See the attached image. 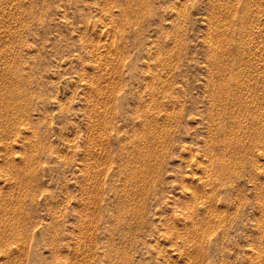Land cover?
<instances>
[{"label":"rangeland","instance_id":"obj_1","mask_svg":"<svg viewBox=\"0 0 264 264\" xmlns=\"http://www.w3.org/2000/svg\"><path fill=\"white\" fill-rule=\"evenodd\" d=\"M249 1L0 0V264H264V0Z\"/></svg>","mask_w":264,"mask_h":264},{"label":"bare ground","instance_id":"obj_2","mask_svg":"<svg viewBox=\"0 0 264 264\" xmlns=\"http://www.w3.org/2000/svg\"><path fill=\"white\" fill-rule=\"evenodd\" d=\"M206 1H207V0H206ZM211 1H213V0H211ZM215 1H216V0H215ZM223 1H224L223 3H225L226 0H223ZM236 1H237V0H236ZM238 1H239V0H238ZM248 1H249V0H248ZM218 2L221 3V7H222V5H225V4H222L221 1H217V3H218ZM229 2H230V1H228V3H229ZM232 2H233V1H232ZM249 2H252V1H249ZM249 2H248V3H249ZM146 3H147V1H146ZM208 3H209V2H208ZM208 3H207V4H208ZM210 3H212V2H210ZM219 3H218V4H219ZM233 3H234V2H233ZM233 3H232V4H233ZM254 3H255V2H254ZM254 3H253V4H254ZM142 4H143V3H142ZM144 4H145V3H144ZM213 4L215 5L216 2H215V3H212V4H210V5L212 6ZM218 4H217V5H218ZM226 4H227V2H226ZM229 4H230V3H229ZM229 4H227V5H229ZM244 4H246V3L244 2ZM250 4H251V3H250ZM250 4H249V5H250ZM208 5H209V4H208ZM233 5H234V7H235V3H234ZM233 5H230V6L233 7ZM238 6H239V5H238ZM251 6H252V5H251ZM254 6H257V4L254 5ZM208 7H209V6H208ZM212 7H213V6H212ZM215 7H216V5H215ZM217 7H219V6H217ZM223 7H225V6H223ZM241 7H242V6H241ZM243 7H245V5H244ZM246 7H247V6H246ZM259 7H260V5H259ZM228 8L230 9V7H228ZM252 8H253V7H252ZM252 8H251V9H252ZM257 8H258V7H257ZM209 9H210V7H209ZM215 9H216V8H215ZM219 9H220V7H219ZM219 9L215 10L214 12L217 13V12L219 11ZM223 9H224V8H223ZM233 9H234V8H233ZM233 9H232V10H233ZM251 9H249V10H251ZM258 9H259V8H258ZM211 10H212V9H210V11H211ZM224 10H225V9H224ZM232 10H231V11H232ZM246 10H247V9H246ZM246 10H245V12L248 11V10H247V11H246ZM220 11H221V10H220ZM234 11H235V10H234ZM252 11H253V9H252ZM254 11H255V10H254ZM256 11H257V9H256ZM179 12H180V10H179ZM214 12H212V16L214 15V14H213ZM221 12H222V11H221ZM226 12H228V11L226 10ZM226 12H225V13H226ZM236 12H237V11H236ZM238 12H239V11H238ZM238 12H237V13H238ZM210 13H211V12H210ZM210 13H209V14H210ZM222 13H224V12H222ZM242 13H244V12H242ZM248 13H249V12H248ZM251 13H252V12H251ZM251 13H250L249 15H248V14H247V15L251 17V16H252ZM256 13H257V12H256ZM179 14H180V13H179ZM228 14H229V16L232 15V13H229V12H228ZM228 14H226V16H228ZM230 14H231V15H230ZM235 14H236V13H235ZM184 15H185V14H184ZM184 15H183V16H184ZM210 15H211V14H210ZM217 15H218V14H217ZM217 15H215V16H217ZM221 15H222V14H221ZM224 15H225V14H224ZM253 15H254V14H253ZM179 16H181V15H179ZM208 16H209V15H208ZM215 16H214V17H215ZM219 16H220V15H219ZM229 16H228V17H229ZM232 16H233V15H232ZM232 16H231V17H232ZM236 16L238 17V14H237ZM241 16H242V15H241ZM255 16H256V15H255ZM261 16H262V15H261ZM184 17H185V16H184ZM217 17H218V16H217ZM246 17H247V16H246ZM256 17H257V16H256ZM181 18H182V16H181ZM207 18H209V17H207ZM207 18H206V19H207ZM211 18H212V17H211ZM215 18H216V17H215ZM219 18L221 19L222 16L219 17ZM226 18H227V17H226ZM233 18H234V16H233ZM258 18H260V15H259L257 18H254V19H258ZM182 19H184V18H182ZM222 19H223V18H222ZM222 19H221V20H218V21H220V22H221V21H224V20H222ZM229 19H230V17L228 18V20H229ZM238 19L240 20V18H238ZM245 19H246V18H245ZM247 19H248V17H247ZM249 19H250V18H249ZM209 20H211V22H212V19H208V21H207V20H206V21L209 22L210 25H213V24H211V22H210ZM236 20H237V19H236ZM236 20H235V21H236ZM251 20H252V19H251ZM263 20H264V19H263ZM235 21H234V19H233V22H235ZM242 21H243V20H242ZM242 21H241V22H242ZM247 21H248V20H247ZM249 21H250V20H249ZM252 21H253V20H252ZM214 22H215V20H214ZM214 22H213V23H214ZM230 22H232V19H231ZM256 22L258 23V20H257ZM256 22H255V23H256ZM261 22H263L262 19H261ZM209 23H207V24H209ZM216 23H217V21H216ZM221 23H223V22H221ZM221 23H220V24H221ZM225 23H226V21H225ZM263 23H264V22H263ZM214 24H215V23H214ZM220 24H218L217 27H218ZM228 24H229V23H228ZM235 24H236V23H235ZM235 24H233V25H235ZM237 24H238V22H237ZM244 24H245V21H244ZM248 24H249V23H248ZM180 25H181V24H180ZM240 25H241V24H240ZM181 26H182V25H181ZM213 26H215V25H213ZM223 26H224V25H223ZM223 26H222V27H223ZM226 26H227V25H226ZM236 26H237V25H236ZM236 26H235V27H236ZM247 26L249 27V25H247ZM206 27H207V26H206ZM209 27H210V26H209ZM211 27H212V26H211ZM220 27H221V26H220ZM220 27H218V28L220 29ZM229 27H232V26L229 25ZM235 27H234V28H235ZM181 28H182V27H181ZM183 28H184V27H183ZM223 28H226V27H223ZM210 29H211V28H210ZM210 29H209V30H210ZM212 29H214V28L212 27ZM219 29H218V30H219ZM221 29H222V28H221ZM221 29H220V30H221ZM226 29H228V26H227ZM231 29H233V27H232ZM231 29L229 28L228 30L231 31ZM242 29H243V27H242ZM178 30H179V29H178ZM218 30H217V31H218ZM223 30H225V29H223ZM238 30H239V29H238ZM210 31H211V30H210ZM212 31H213V30H212ZM214 31H215V29H214ZM234 31H237L236 28H235ZM221 32H222V31H221ZM221 32H220V33H221ZM231 32H232V31H231ZM231 32H230V33H231ZM237 32H238V31H237ZM211 33H212V32H211ZM213 33L215 34V32H213ZM222 33H223V32H222ZM224 33H226V32H224ZM238 33H239V32H238ZM240 33H242V32H240ZM228 34H229V31H228L227 35H228ZM234 34H237V33L235 32V33H233V35H234ZM244 34H245V33H244ZM255 34H257V33H255ZM208 35H209V36H207V37L210 38V35H212V34L209 33ZM220 35H221L222 40H221L220 38L218 39V37H217L218 40L215 39V41L217 40V41L219 42V44L216 42V43L218 44V46L220 45L221 41L224 40V38L222 37L223 34H220ZM220 35H219V36H220ZM231 35H232V33H231ZM231 35H230V37L233 36V35H232V36H231ZM237 35H238V34H237ZM237 35H235V36H237ZM216 36H217V34H216ZM235 36H234V37H235ZM242 36H243V35H242ZM213 37H215V35H213ZM224 37H225V36H224ZM238 37H239V36H237V38H238ZM179 38H181V36H179ZM205 38H206V37H205ZM227 38H229V36H228ZM227 38H226L225 40H227ZM232 38H233V37H232ZM239 38H240V37H239ZM244 38H245V37H244ZM212 39H214V38H212ZM229 39H230V38H229ZM233 39H234V38H233ZM181 40H182V39H181ZM181 40H180V41H181ZM208 40H209V39H208ZM210 40H211V39H210ZM235 40H236V39H235ZM247 40H248V39H247ZM247 40H245V41H247ZM252 40H253V39H252ZM252 40H251V41L248 40V41H250V42L252 43ZM204 41H205V40H204ZM206 41H207V39H206ZM206 41H205V42H206ZM242 41H243V40H242ZM253 41H254V40H253ZM207 42H208V41H207ZM211 42H212V41H210V42L208 43L209 45H208V44H207V45L210 46ZM213 42H214V41H213ZM232 42H233V41H232ZM232 42H231V43H232ZM180 43H181V42H180ZM222 43H223V42H222ZM225 43H226V42H225ZM227 43H229V42L227 41ZM241 43H242V42H241ZM243 43H245V42L243 41ZM165 44H166V43H165ZM167 44H168V43H167ZM167 44H166V45H167ZM212 44H213V43H212ZM212 44H211V46H212ZM217 44H216V45H217ZM234 44H235V42H234ZM248 44H249V43H248ZM213 45H214V46H212V47H216V48H217V46H215V44H213ZM222 45H223V44H222ZM225 45H226V44H225ZM229 45H230V44H229ZM232 45H233V43H232ZM235 45H237V44H235ZM235 45H234V46H235ZM245 45H246V44H245ZM161 46H162V44H161ZM179 46L182 47V44H181V45L179 44ZM211 46H210V47H211ZM230 46H231V45H230ZM243 46H244V45H243ZM243 46H241V47H243ZM162 47H163V48H160V50H161V49L164 50V46H162ZM165 47H170V46L168 45V46H165ZM180 47H179V48H180ZM212 47H211V49H212ZM219 47H220V46H219ZM221 47H222V46H221ZM227 47H228V48H231V47H229L228 45H227ZM227 47H226V49H227ZM244 47H246V46H244ZM170 48H171V47H170ZM170 48H169V52H170V50H171ZM216 48H215V50H216ZM180 49H181V48H180ZM180 49H179V50H180ZM220 49H221V48H220ZM233 49H234V50H236V49L239 50V49L236 48V47L233 48ZM160 50H159V51H160ZM208 50H209V49H208ZM218 50H219V48L216 50L217 52H215V53H216V56L219 54V53H218ZM223 50H224V49H223ZM223 50H222V51H223ZM213 51H214V50H212V52H213ZM224 51H225V50H224ZM224 51H223V52H224ZM228 51H230V50H228ZM232 51H233V50H232ZM150 52H151V51H150ZM150 52H149V53H150ZM163 52H164V51H162L161 53H163ZM167 52H168V51H167ZM169 52H168V53H169ZM171 52H172V51H171ZM175 52H176V51H175ZM175 52H174V50H173L172 53H175ZM180 52H181V51H180ZM207 52H208V55H209V54H210L209 52H211V50H210V51H207ZM212 52H211V54H212ZM223 52H221V50H220V53H223ZM240 52H241V50H240ZM240 52H239V53H240ZM149 53H148V54H149ZM165 53H166V50H165V52H164V55H165ZM168 53H166V54H168ZM217 53H218V54H217ZM226 53H228V52H226ZM226 53H225V54H226ZM239 53H238V54H239ZM211 54H210V55H211ZM225 54H222V55H224V57H225ZM228 54H229V53H228ZM151 55H152V54H151ZM156 55H157V54H156ZM158 55L160 56V57H158V60H159V59L161 58V55H162V54L160 55V53H158ZM164 55H163L162 57H164ZM170 55H172V54L170 53ZM170 55H169V56H170ZM180 55H181V54L178 53V56H180ZM208 55H207V56H208ZM149 56H150V55H149ZM154 56H155V55H154ZM174 56H176V55H174ZM212 56H215V55L212 54ZM218 56H219V55H218ZM218 56H217V57H218ZM226 56H229V55H226ZM233 56H234V55H233ZM237 56H238V55H237ZM237 56H235V58H237ZM171 57L173 58V56H171ZM171 57H169V58H171ZM208 57H211V56H208ZM217 57H216V59H217ZM238 57H239V56H238ZM241 57H242V56H241ZM154 58H156V56H155ZM154 58H153V59H154ZM164 58H165V57H164ZM164 58H163V59H164ZM167 58H168V57H167ZM167 58H166V59H167ZM169 58H168V59H169ZM172 58H171V59H172ZM175 58H177V57H175ZM179 58H180V57H179ZM213 58H215V57H213ZM213 58H211V62H212V59H213ZM220 58H222V56H221ZM220 58H219V59H220ZM229 58H230V57H229ZM207 59H208V58H207ZM207 59H206V61H207ZM227 59H228V58H227ZM151 60H152V59H151ZM151 60H150V61H151ZM154 60H155V59H154ZM158 60H157V61H158ZM160 60H161V59H160ZM160 60H159V61H160ZM221 60H223V59H221ZM233 60H234V59H233ZM238 60H240V59H238ZM242 60H243V59H242ZM155 61H156V60H155ZM167 61H168V60H167ZM209 61H210V59H209ZM213 61H215V59H214ZM217 61H218V60H217ZM229 61H230V59H229ZM234 61H235V60H234ZM234 61H233V62H234ZM240 61H241V60H240ZM246 61H247V60H246ZM246 61H245V62H246ZM164 62H165V64L168 63V62H166V61H164ZM221 62H222L223 65H224V62H225V61H224V62L221 61ZM241 62H243V61H241ZM245 62H244V63H245ZM148 63H149V62H148ZM153 63H154V62H153ZM161 63H162V60H161ZM161 63H160V64H161ZM206 63H207V62H206ZM208 63H209V62H208ZM216 63H217V62H216ZM227 63H229V62H227ZM227 63H226V64H227ZM244 63H243V64H244ZM248 63H249V62H248ZM248 63H247V64H248ZM150 64H152V63H150ZM150 64H149V65H150ZM156 64H157V63H156ZM165 64H163V65H165ZM211 64H213V63H211ZM220 64H221V63H220ZM230 64H231V63H230ZM232 64H233V63H232ZM240 64H241V63L238 64V65H239V68H240ZM245 64H246V63H245ZM245 64H244V65H245ZM247 64H246V65H247ZM153 65H155V64H153ZM163 65H162V66H163ZM213 65H214V64H213ZM218 65H219V64H218ZM218 65H217V67H218ZM223 65H222V66H223ZM227 65H229V64H227ZM227 65H226V66H227ZM250 65H251V64H250ZM150 66H151V65H150ZM158 66H161V65H158V64H157L156 66H153V69L150 68V70L152 69V71H154V70H155L154 67H158ZM215 66H216V65H215ZM215 66H213V67H215ZM229 66H230V65H229ZM232 66H233V65H232ZM234 66H235V64H234ZM236 66H237V65H236ZM151 67H152V66H151ZM207 67L209 68V66H207ZM211 67H212V65L210 66V68H211ZM217 67H216V68H217ZM230 67H231V66H230ZM249 67H250V66H249V64H248V68H249ZM210 68H209V69H210ZM216 68H215L214 70H216ZM218 68H219V67H218ZM232 68H234V67H232ZM232 68H229V69H232ZM253 68H254V67H253ZM209 69H208V71H209ZM211 69H212V68H211ZM211 69H210V70H211ZM226 69H228V68H226ZM236 69H237V71H240L241 69L243 70V68H240V70H238V68H235V70H236ZM250 69H252V68H250ZM157 70H161V69H159V67H158ZM220 70H221V69H219V73H220ZM222 70H223V69H222ZM243 71H245V70H243ZM243 71H241L242 74H243ZM246 71H247V69H246ZM251 71H253V70H251ZM157 72H158V71H157ZM160 72H161V71H160ZM209 72H210V71H209ZM221 72H222V71H221ZM223 72H225V70H223ZM226 72H228V71L226 70ZM230 72H231V71H230ZM232 72H234V71L232 70ZM232 72H231V74H232ZM247 72L249 73L250 71H247ZM151 73H152V72H150V74H151ZM155 73H156V72H154V74H155ZM214 73H215V71H214ZM219 73H218V74H219ZM251 73H252V72H251ZM253 73H254V71H253ZM156 74L159 75L158 73H156ZM160 74H161V73H160ZM208 74H210V73H208ZM212 74H213V72H212ZM220 74H221V73H220ZM222 74H223V73H222ZM235 74H236V71H235ZM239 74H240V73H239ZM249 74H250V73H249ZM249 74H248V75H249ZM262 74H263V73H262ZM151 75H152V74H151ZM157 75H155V76L153 75V77H156ZM214 75H215V74H214ZM225 75L227 76L228 74L225 73ZM237 75H238V74H237ZM248 75H245V76H248ZM253 75H254V74H253ZM253 75H252V76H253ZM215 76H216V75H215ZM218 76H219V75H218ZM218 76H217V78H218ZM232 76H233V75H232ZM238 76H239V75H238ZM238 76H237V81H238ZM242 76H244V74H243ZM249 76H250V75H249ZM151 77H152V76H151ZM208 77H209V75H208ZM208 77H206V78H208ZM219 77L221 78L222 76L220 75ZM256 77H258V75H256ZM256 77H255V78L253 77V78L255 79V81H256V79H257ZM259 77H260V75H259ZM262 77H264V76H262ZM210 78H212V77L210 76ZM215 78H216V77H215ZM217 78H216V80L218 81ZM220 78H219V80H220ZM223 78H227V77H223ZM233 78H236V77L233 76ZM242 78H243V77H242ZM245 78H247V77H245ZM249 78H252V77H249ZM253 78L251 79V81L249 80V81H247V82H252ZM221 79H222V78H221ZM260 79H261L260 81L262 82V78H261V77H260ZM213 80H214V78H213ZM213 80H211V81H213ZM216 80H215V82H216ZM228 80H229V79H228ZM228 80H227V81H228ZM235 80H236V79H235ZM235 80H234V81H235ZM239 80H240V78H239ZM242 80L244 81V79H242ZM242 80H241V81H242ZM209 81H210V80L208 79V82L206 81V83H209V85H210L211 81H210V82H209ZM225 81H226V79H225ZM241 81H239V82H237V83H240ZM243 81H242V82H243ZM255 81H254V82H255ZM258 81H259V80H258ZM263 81H264V80H263ZM220 82H221V81H220ZM244 82H246V81H244ZM247 82H246V85H248ZM254 82H253V84H254ZM261 82H260V83H261ZM203 83H205V81H204ZM206 83H205V84H206ZM212 83H213V82H212ZM212 83H211V84H212ZM222 83H223V81H222ZM227 83H229V82H226V84H227ZM235 83H236V81H235ZM255 83L258 84V82H255ZM260 83H259L258 85H260ZM262 83H264V82H262ZM205 84H203V85H205ZM226 84H225V85H226ZM229 84H230V83H229ZM244 84H245V83H244ZM244 84H243V85H244ZM251 84H252V83H251ZM253 84H252V85H253ZM207 85H208V84H207ZM213 85L215 86L214 83H213ZM213 85H211V86L213 87ZM221 85H222V84H221ZM232 85H234V83H233ZM237 85H238V84H237ZM241 85H242V84H241ZM241 85H240V88H241V89H243L242 87H245V88H246V86H243V85H242V87H241ZM262 85H263V84H262ZM205 86H206V85H205ZM216 86H217V84H216ZM222 86H223V85H222ZM230 86H231V85H230ZM254 86H255V85H254ZM254 86H253V87H254ZM217 87H218V86H217ZM223 87H224V86H223ZM234 87H235V86H234ZM255 87H256V89L258 88V86H255ZM263 87H264V86H263ZM204 88H205V87H204ZM206 88H209V86L206 87ZM219 88H220V86H219ZM228 88H229V87H228ZM235 88H238V86H236ZM235 88H234V89H235ZM248 88H249V86H248ZM248 88H247V89H248ZM259 88H260V86H259ZM261 88H262V87H261ZM210 89H211V91H212V88H210ZM214 89H217V88L215 87ZM223 89H224V88H223ZM232 89H233V88H232ZM253 89H255V88H252V90H253ZM207 90H208V89H207ZM218 90H219V89H218ZM220 90H222V89H220ZM235 90H236V89H235ZM235 90H230V91H231V92H232V91L235 92ZM237 90H238V89H237ZM248 90H249V89H248ZM208 91L210 92V90H208ZM224 91H225V90H224ZM227 91H228V90L226 89V92H227ZM240 91L243 92L242 90H240ZM263 91H264V90H263ZM209 92H208V93H209ZM215 92H216V91H215ZM236 92H237V91H236ZM241 92H240V93H241ZM208 93H206L207 96H209ZM213 93H214V92H212L211 94H213ZM232 93H233V92H232ZM238 93H239V92H238ZM217 94H218V92H217L216 94H214V95L216 96ZM221 94L224 96V95H226L227 93L225 94V92H224V94H223V91H222ZM221 94H220V95H221ZM222 95H221V97H222ZM230 95H231V93H230ZM230 95H228V96H230ZM234 95L236 96L235 93H234ZM239 95H240V94H239ZM210 96H211V95H210ZM218 96H219V95H218ZM218 96H216V97H218ZM235 96H234V97H235ZM237 96H238V95H237ZM237 96H236V97H237ZM241 96H242V95H241ZM252 96H256V95H253V94H252ZM252 96H251V97L248 96L247 98H253V99H254L255 97H252ZM234 97H231V96H230V98H232L233 100H235ZM238 97H239V96H238ZM238 97H237V100H241V99H238ZM242 97H243V96H242ZM222 98L225 99L224 97H222ZM230 98H229V100H230ZM259 98H260V96H259ZM7 99H8V98H7ZM7 99H6V100H7ZM178 99H181V97L178 98ZM178 99H177V100H178ZM182 99H183V98H182ZM207 99H209V98H207ZM210 99H212V97H210ZM210 99H209V100H210ZM216 99H221V98H216ZM226 99H227V97H226ZM256 99H257V98H255V100H253L254 102H253V101H250V102H253L254 104H256V102H255ZM261 99H262V98H261ZM8 100H11V98L8 99ZM183 100H184V99H183ZM209 100H208V101H209ZM227 100H228V99H227ZM243 100H244V99H243ZM243 100H242V101H243ZM180 101H181V103H182V102H183V103L185 102V101H182V100H180ZM216 101H217V100H216ZM216 101L214 100V102H216ZM221 101H222V99H221ZM242 101H240V102H241V104L243 105V102H242ZM257 101H258V100H257ZM260 101H261V100L259 99V102H260ZM176 102H177V101H176ZM225 102H226V100H225ZM247 102H249V101L247 100ZM178 103H179V100H178ZM183 103H182V104H183ZM221 103H223V101H222ZM228 103H229V102H228ZM231 103H233V102H231ZM236 103H237V102H236ZM245 103H246V102H245ZM245 103H244V104H245ZM13 104H15V103L13 102ZM13 104H12V106H13ZM179 104H180V103H179ZM184 104H185V103H184ZM209 104H210V102H209ZM211 104H212V102H211ZM213 104H214V103H213ZM216 104H218V103H216ZM216 104H214V105H216ZM223 104H225V103H223ZM233 104L235 105V103H233ZM238 104H239V103H238ZM241 104H239V105H241ZM249 104H250V103H249ZM254 104L252 105V103H251V106L253 107ZM228 105H229V104H228ZM234 105H232V106H233V107H237V106H234ZM236 105H237V104H236ZM245 105H246L245 107H247L246 109H247V111H248V107H249L250 105H247V103H246ZM5 106H7V103H6ZM12 106H11V107H12ZM15 106H16V105H15ZM15 106H14V107H15ZM17 106H18V104H17ZM179 106H180V105H179ZM217 106H218V105H216L215 107H217ZM220 106H221V105H220V103H219V106H218V107H220ZM229 106H230V105H229ZM243 106H244V105H243ZM251 106H250V107H251ZM256 106H257V105H256ZM182 107H183V105H182ZM182 107L180 106V108H182ZM210 107H211V106H210ZM213 107H214V106H213ZM215 107H214V108H215ZM218 107H217V109H218ZM222 107H224V108H228L227 106H226V107H225V106H222ZM233 107H232V108H233ZM245 107H244V108H245ZM254 107H255V106H254ZM254 107H253V108H254ZM16 108H17V107H16ZM208 108H209V106H208ZM211 108H212V107H211ZM211 108H210V110H212ZM220 108H221V107H220ZM230 108H231V107H230ZM230 108H229V109H230ZM241 108H242V106H241ZM221 109H222V110H221ZM221 109H220L221 112L224 111V112H222L223 114H224L226 111H228L227 109H224V110H223V108H221ZM233 109L235 110V108H233ZM239 109H240V108H239ZM239 109H238V110H239ZM246 109H245V110H246ZM179 110H180V109H179ZM214 110H215V109H214ZM218 110H219V109H218ZM218 110H217V112H219ZM253 110H255V108H254ZM253 110H252V108H251V111H252V112H254ZM177 111H178V110H177ZM180 111H181V110H180ZM232 111H233V110H232ZM247 111H246V112H247ZM251 111H250V114H252ZM181 112H182V111H181ZM210 112L213 113V112H215V111L212 110V111H210ZM235 112H236V113H235L234 115H236L238 111L236 110ZM240 112H242L241 109H240ZM243 112H244V111H243ZM199 113H200V111H199ZM227 113L230 114L231 112L228 111ZM255 113H256V112H255ZM255 113H254V114H255ZM182 114H183V112H182L181 114L179 113V117L182 116ZM209 114H210V113H209ZM213 114L215 115L216 112L213 113ZM213 114H212V115H213ZM239 114H240V113H239ZM241 114H243V113H241ZM241 114L239 115V117L237 116L236 118L238 119V118H240V116L242 117ZM247 114H248V113H247ZM247 114H245V115H247ZM254 114H253V115H254ZM212 115H210L211 117H209V116L207 115L208 118H209V121L207 120L208 118H206V120L208 121V122H206V125H207V123L212 124V123H211L212 121H211V119H210V118H213V117H214V116H212ZM217 115H218V117H219V114H217ZM225 115H226V114H225ZM245 115H244V116H245ZM255 115H256V114H255ZM221 116H222V114H221ZM227 116H228V115H227ZM227 116H226L225 118H227ZM229 116H230V115H229ZM256 116H258V115H256ZM256 116H255V117H256ZM222 117H223V116H222ZM233 117H235V116H233ZM255 117H254V118H255ZM215 118H216V117H214L213 121L215 120ZM248 118H250V117H248ZM254 118H253V119H254ZM179 119H180V118H179ZM218 119H219V118H218ZM218 119H217V120H218ZM221 119L223 120L224 118H221V117H220L219 120H221ZM233 119H234V118H233ZM243 119H244V117H243ZM245 119H247L246 116H245ZM251 119H252V118H251ZM256 119H259V117H257ZM219 120H218V121H219ZM238 120H239V119H238ZM249 120H250V119H249ZM259 120H260V119H259ZM210 121H211V122H210ZM215 121H216V120H215ZM215 121H214V122H215ZM231 121H232V118H230V121H229V122L232 123ZM234 121H235V120H234ZM239 121H240V120H239ZM239 121H238L237 123L240 124ZM245 121H247V120H245ZM252 121H253V120H252ZM252 121H251V122L248 121V122H250L251 124H254ZM257 121H258V120H257ZM214 122H213V124L216 123V122H215V123H214ZM221 122H222V121H221ZM221 122L219 121L220 124H221ZM225 122H226V119H225ZM225 122H224V123H225ZM229 122L227 121L228 125H231ZM217 123H218V122H217ZM242 123H243V120H242ZM242 123H241V126H240V127H242ZM244 123H245V122H244ZM225 124H226V123H225ZM251 124H250V125H251ZM256 124H257V123H256ZM208 125H209V124H208ZM215 125H217V124H215ZM222 125L224 126L223 123H222ZM226 125H227V124H226ZM236 125H237V124L234 125L235 127L232 125L233 128H234V131H235V129H236ZM243 125H244V124H243ZM257 125H259V124H257ZM257 125H255V126L258 127ZM209 126H210V125H209ZM213 126H214V125H213ZM217 126H218V125H217ZM217 126H215V128H216ZM223 126H221V127H223ZM245 126H246V125H245ZM248 126H249V125H247V127H248ZM252 126H253L254 128H251V129L254 130V129H255V126H254V125H252ZM259 126H260V125H259ZM207 127H208V126H207ZM226 127H227V126H226ZM230 127H231V126H230ZM243 127H244V126H243ZM250 127H251V126H250ZM208 128H209V127H208ZM212 128H213V127H212ZM263 128H264V127H263ZM219 129H221V128H219ZM228 129H229V128H228ZM239 129H240V128H239ZM246 129H247V128H246ZM251 129H249V130H251ZM256 129H257V128H256ZM258 129H259V131L261 132L262 128H261V130H260V127H258ZM213 130H214V128H213ZM213 130H212V131H213ZM216 130H218V127H217ZM236 130H237V129H236ZM240 130H241V129H240ZM249 130L247 129V130H241V131H246V132H247V131H249ZM253 130H252V131H253ZM223 131H224V130H223ZM231 131L233 132L232 129H231ZM241 131H240V132H241ZM252 131H251V132H252ZM257 131H258V130H257ZM213 132H214V131H213ZM213 132H212V133H213ZM218 132H220V131H215V134H214L215 136H214V137H216V134H217ZM237 132H239V131H237ZM237 132L235 131V134H236ZM240 132L237 133V135L240 134ZM246 132H243V133H246ZM253 132L255 133V131H253ZM253 132H252V134H253ZM181 133H182V132H181ZM185 133H186V131H185ZM209 133L211 134L210 129H209ZM221 133H222V132H220V135L225 134V133H222V134H221ZM229 133H230V132H229ZM243 133H241L240 135H242ZM248 133H249V132H248ZM256 133H257V132H256ZM263 133H264V132H263ZM182 134H184V133H182ZM210 134H209V135H210ZM218 134H219V133H218ZM227 134H228V133H227ZM227 134H226V135H227ZM235 134H234V135H235ZM250 134H251V133H250ZM252 134H251V135H252ZM259 134H260V133H259ZM259 134H256V135H257V136L259 137V139L261 140V137H264V136H261L262 134H260V135H259ZM179 135H180V134H179ZM207 135H208V134H207ZM226 135H225V136H226ZM244 135H247V136H246V139H247L248 134H244ZM244 135H243V136H244ZM251 135H250V137H249V138H250V141L253 140V139H251V138H252ZM253 135H255V134H253ZM256 135H255V137H256ZM212 136H213V135H212ZM229 136H230V135H229ZM243 136H242V138L245 139ZM260 136H261V137H260ZM179 137H180V136H179ZM208 137L210 138V136H208ZM218 137H220V136L218 135ZM221 137H222V136H221ZM223 137H224V136H223ZM223 137H222V139H223ZM230 137L233 138V137H232V134H231ZM239 137H240V136H238V139H239ZM209 138H208V139H209ZM216 138H217V137H216ZM235 138H236V136H235ZM249 138H248V139H249ZM253 138H254V136H253ZM256 138H257V137H256ZM208 139L206 138V140H208ZM213 139H215V138H213ZM219 139H220V138H219ZM219 139H218V140H219ZM222 139H221L222 142H223V141H227V140H222ZM225 139H226V138H225ZM238 139H237V141H238ZM248 139H247V140H248ZM259 139H255V141H252V142H256V140H258V142H259ZM178 140H179V139H178ZM211 140H212V139H211ZM218 140H217V143H218ZM262 140H263V139H262ZM262 140H261V141H262ZM176 141H177V140H176ZM180 141H181V139H180ZM180 141H179V142H180ZM208 141L211 142L210 140H208ZM213 141H214V140H213ZM229 141H231V140H229ZM240 141H242L241 138H240ZM243 141H244V140H243ZM248 141H249V140H248ZM248 141H246V142H248ZM174 142H175V141H174ZM177 142H178V141H177ZM204 142H205V140H204ZM209 142H208V144H206L207 146L209 145ZM214 142H216V140H215ZM219 142H220V141H219ZM234 142H235V139H234ZM258 142H257V143H258ZM205 143H207V141H206ZM205 143H204V145H205ZM230 143H231V142H230ZM230 143L228 144V142H227V143H226V146H228V145H232V143H231V144H230ZM240 143H241V142H240ZM257 143H256V144H257ZM259 143H260V142H259ZM183 144H185V143H182V145H181L180 147H182ZM212 144H213V143H210V145H212ZM215 144H216V143H215ZM219 144L222 145V143H219ZM242 144H243V143H242ZM245 144H246V143H244L243 145H245ZM250 144H251V143H250ZM252 144H253V143H252ZM179 145H180V144H179ZM179 145H177V146L179 147ZM186 145H187V144H186ZM189 145H190V144H189ZM189 145H188L187 147H191V146H189ZM204 145H203V146H204ZM210 145H209V146H210ZM216 145H217V144H216ZM216 145H215V146H216ZM220 145H218V146L220 147ZM233 145H234V143H233ZM233 145H232V146H229V147L231 148V147H233ZM248 145H249V143H248ZM248 145H246V146H248ZM177 146H175V147H177ZM209 146H208L207 148H210V147H211V146H210V147H209ZM215 146H214V148H215ZM237 146L240 148L241 145H240V146L237 145ZM246 146H245V147H246ZM187 147H185V148H187ZM194 147H195V146H194ZM219 147H218V148H219ZM245 147H244V148H245ZM252 147H253V146H252ZM183 148H184V146H183ZM185 148H184V149H185ZM200 148H201V147H200ZM205 148H206V146H205ZM205 148H203V149H205ZM214 148L211 149V151L213 152V153H212L213 156L216 154V153L214 154V151H213ZM224 148L227 149L228 147H225V145H224ZM241 148H242V146H241ZM241 148H240L239 150H241ZM250 148H251V147H249V149H250ZM179 149H181V148H179ZM190 149H191V148H190ZM190 149H189V151H190ZM198 149H199V148H198ZM203 149H201L202 152H203ZM221 149H222L221 151H223V150L225 151V149H223V148H221ZM231 149L233 150L234 148H231ZM236 149H237V148H236ZM246 149H247V147H246ZM181 150H183V149H181ZM186 150H188V148H187ZM199 150H200V149H199ZM208 150H210V149H208ZM208 150H206V151H208ZM232 150H231V152H229V151H230V149H229V151H227V152H229L230 155H231ZM234 150H235V149H234ZM234 150H233V151H234ZM239 150H238V153L240 152ZM184 151H185V150H184ZM221 151H220V149H219V152H221ZM224 151H223V152H224ZM241 151H242V150H241ZM146 152H147V151H146ZM197 152L199 153L200 151H197ZM197 152H195V153H197ZM204 152H205V151H204ZM225 152H226V151H225ZM234 152H237V151L235 150ZM234 152H233V154H234ZM243 152L248 153L247 150L242 151V153H243ZM192 153H193V152H192ZM195 153H194V154H195ZM198 153H197V154H198ZM206 153H209V152H206ZM221 153H222V152H221ZM238 153H236V155H237ZM246 153H245V155H247ZM141 154H142V153H141ZM147 154H149V153H147ZM147 154H144V155H147ZM194 154H192L191 157H193V156L196 157V155H194ZM199 154H200V153H199ZM199 154H198V157H201V156H199ZM202 154H203V153H202ZM212 154H211V155H212ZM217 154L219 155V153H217ZM224 154H225V153H223V157H222V159L224 158ZM240 154H241V153H240ZM240 154H239V155H240ZM204 155H205V154H204ZM204 155H203V156H204ZM208 155H209V154H208ZM227 155H228V154H227ZM227 155H226V156H227ZM239 155H238V157L240 158L241 156H239ZM139 156H140V155H139ZM139 156H138V158H139ZM142 156H143V155H142ZM203 156H202V159H203ZM215 156H216V158L218 157L217 155H215ZM221 156H222V155H221ZM234 156H235V154H234ZM144 157H145V156H143V160H144ZM191 157H190L189 159H192ZM198 157H196V158H198ZM209 157H211V156H209ZM209 157L207 156L208 159H209ZM219 157H220V156H219ZM235 157H236V156H235ZM245 157H246V156H245ZM146 158H147V157H145V160H146ZM211 158H213V157H211ZM211 158H210V159H211ZM236 158H237V157H236ZM189 159H188V160H189ZM198 159H199V158H198ZM200 159H201V158H200ZM222 159H221V160H222ZM226 159H228V158H225V160H226ZM229 159H230V160L232 159L231 156H230ZM234 159H235V158H234ZM241 159H242V158H241ZM138 160H139V159H138ZM188 160H187V161H188ZM204 160H205V159H204ZM214 160H215V159L210 160V161L212 162V161H214ZM219 160H220V159H219ZM232 160H233V159H232ZM242 160H244V159H242ZM139 161H140V160H139ZM141 161H142V160H141ZM190 161H191V163H192L193 160H190ZM190 161H188V162L190 163ZM215 161H216V160H215ZM222 161H224V160H222ZM233 161H234V160H233ZM137 162H138V161H137ZM188 162H187V163H188ZM195 162H196V164H197V161H195ZM195 162H194V163H195ZM199 162H201V160H200ZM202 162H203V161H202ZM202 162H201V163H198V164L203 166V164H204L205 161H204L203 163H202ZM207 162H208V161H207ZM216 162H217V161H216ZM219 162H220V161H219ZM224 162H226V161H224ZM237 162H238V160H237ZM242 162H243V161H242ZM140 163H141V162H140ZM194 163H193V164H194ZM209 163H210V162H209ZM209 163H206L207 167H208V164H209ZM213 163H215V162H213ZM213 163H211V164L213 165ZM221 163H222V162H221ZM228 163H229V162H227V163H225V164H223V165H225V167H226V164H228ZM232 163H233V162H232ZM211 164H209V165H211ZM216 164H218V163H216ZM140 165H141V167H142V164H140ZM143 165H144V163H143ZM188 165H191V164H188ZM204 165H205V164H204ZM206 165H205V166H206ZM230 165H232V164L230 163L229 166H230ZM191 166H192V165H191ZM193 166H194V165H193ZM213 166L216 167L215 165H213ZM219 166H220V164H219ZM219 166H218V167H219ZM229 166H227V167H229ZM210 167H211V166H210ZM231 167H232V166H231ZM231 167H230V170H231ZM143 168H144V167H143ZM143 168H142V169H143ZM204 168H206V167H204ZM219 168H220V167H219ZM232 168H233V167H232ZM134 169H135V167H134ZM134 169H133V170H134ZM142 169H138V170H142ZM201 169L203 170V168H201ZM221 169L223 170L224 167H222ZM221 169H220V170H221ZM225 169H226V168H225ZM206 170H207L208 172L210 171L208 168H206ZM216 170L219 171L218 169H216ZM216 170H215V171H216ZM230 170L228 169V172H231ZM135 171H136V170H135ZM135 171H134V172L132 171L131 173H134V176H135V175L137 176V173L135 174ZM143 171H144V170H143ZM143 171H142V172H143ZM213 171H214V170H212V171H210V172L212 173ZM223 171H224V170H223ZM223 171H222V172H223ZM232 171H234V169H233ZM21 172H22V171H21ZM21 172H19V173H21ZM136 172H137V171H136ZM138 172H139V175H140V171H138ZM202 172H203V171H202ZM208 172H206V173L208 174ZM210 172H209V173H210ZM222 172H221V173H222ZM224 172H227V171H224ZM218 173H219V172H217V174H218ZM231 173H232V172H231ZM142 174H143V173H142ZM207 174H203V175H207ZM214 174H215V172L213 173V175H214ZM226 174H227V173H226ZM226 174L223 173L221 176H225ZM229 174H230V173H229ZM203 175H202V178H203ZM218 175H219V177H220V173H219ZM218 175L215 174V176H218ZM141 176H142V175H141ZM137 177H138V176H137ZM209 177H210V175H209ZM202 178H201L200 180H202ZM211 178H213V177H212V174H211ZM216 179H217V178H216ZM218 179H219V178H218ZM128 181H130V180L128 179ZM193 213H194V210H193ZM182 216H183V215H182ZM185 216H186V215H185ZM184 218H185V217H184ZM185 219H187V218H185ZM206 219L209 220V224H210V221H211V220H210L209 218H206ZM204 220H205V219H204ZM202 221H203V219H202ZM206 221H207V220H206ZM204 222H205V221H204ZM204 222H203V223H204ZM205 223H206V222H205ZM209 224H208V225H209ZM206 225H207V224H206ZM203 237H204V235H203ZM204 239H205V237H204ZM203 241H204V240H203ZM199 245H200V244H199Z\"/></svg>","mask_w":264,"mask_h":264}]
</instances>
